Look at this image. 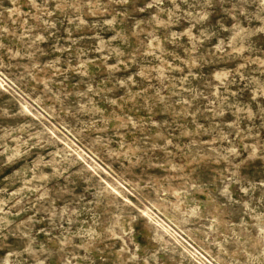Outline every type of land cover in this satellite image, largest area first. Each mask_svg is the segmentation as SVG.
<instances>
[{"label":"rangeland","instance_id":"rangeland-1","mask_svg":"<svg viewBox=\"0 0 264 264\" xmlns=\"http://www.w3.org/2000/svg\"><path fill=\"white\" fill-rule=\"evenodd\" d=\"M0 264H264V0H0Z\"/></svg>","mask_w":264,"mask_h":264}]
</instances>
